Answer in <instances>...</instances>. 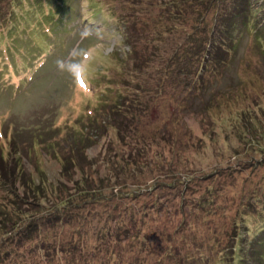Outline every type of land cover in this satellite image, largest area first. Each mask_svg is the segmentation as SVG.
<instances>
[{
	"label": "rangeland",
	"instance_id": "obj_1",
	"mask_svg": "<svg viewBox=\"0 0 264 264\" xmlns=\"http://www.w3.org/2000/svg\"><path fill=\"white\" fill-rule=\"evenodd\" d=\"M21 1L22 4L17 6L12 0L0 5L1 149L19 147L22 173L38 176L43 170L49 186L61 170L60 159L53 156L51 150L69 154L63 128L79 125V122L91 128L94 120L101 119V126L97 120V127L91 133L94 142L83 155L92 159L84 161L82 166L91 169L94 178L109 176L114 180L110 183L115 188L105 190L101 198L90 204L93 217L85 228L90 232L95 226L110 224L112 230L119 224L122 225L119 228L121 233L136 216L145 224L144 229L140 228L130 239L127 234L116 236L112 231L115 237L111 242H104L102 254L87 246L85 261L81 264H129L130 258L137 264H172V261L184 260L188 253L210 258L214 247L205 245L214 242L215 237L222 241L217 246L222 249L226 228L228 233H234L233 220L238 217L246 179L264 181V163L252 165L255 158L264 159V151L257 149L263 142L260 138L264 139V62L250 37H245L236 62L227 68L226 77L234 83H242L240 91H236L237 96L232 97L229 91L216 94L208 110L198 109L193 101L196 89L191 88V82H188L191 91L187 90L188 96L183 95L173 82L175 76H180L181 81L190 76L172 69L173 64L181 61L173 53L176 44L181 43L178 52L187 49L186 33L194 25L197 17L194 12L187 17L190 29L183 31L188 27H181L183 21H173L164 14L165 0H162L164 5L161 7L158 2L151 5L150 0H67L63 11L59 14L52 12L56 17L52 24L49 12L54 9L49 7L54 5L52 2L46 0L39 6L36 0ZM253 2L256 9L264 0ZM160 14H164L163 17ZM119 19H127L123 30L128 32L125 42L121 37L123 26ZM263 21L264 18L259 24L252 23V28L261 30ZM85 28L91 32L82 35ZM5 49H10L9 55L4 54L5 58L10 56L6 61L3 58ZM82 51H88L82 69L87 85L80 88L77 76H73L69 66L79 63ZM197 61L193 59L189 69H193ZM225 80L220 77L215 81L211 86L213 91L221 89ZM107 87L115 88V93ZM105 89V93H111L105 95ZM133 93L137 99L134 102L136 107L116 111L120 105L118 98ZM104 95L108 101L106 105L93 107ZM211 95L204 93L202 103ZM184 98L186 107L195 105V109L179 114L175 107L180 106ZM178 108L183 110L184 107ZM240 110L245 113L240 114ZM115 122L123 123L119 135ZM30 130L34 136L41 133L39 139L57 130L59 132L45 138H52L50 142L58 144L52 149L38 142L33 144L24 136ZM13 139L15 141L11 144ZM76 154L80 157V151ZM108 157H118L121 165L114 168ZM72 171L75 173L70 170V174ZM189 174L197 175L212 187L216 206L212 212L203 208L195 209L193 213L189 211L187 220L184 219L185 236L178 227L180 222L183 224L181 208L170 215L166 209L158 214L150 205L155 200L152 196L167 191V186H159L163 181ZM4 191L1 185L0 200L5 199ZM119 191L126 194L130 191L131 196ZM138 191L142 195L133 197ZM192 191L193 188L183 191L187 201L198 198L204 188ZM160 199L162 202L166 200L164 196ZM177 199L180 202V198ZM128 203L134 204L132 212L124 209ZM81 215L86 219L85 212ZM251 222L252 218L247 219V224ZM74 223L65 226L64 238L66 229L68 226L72 229ZM158 227L165 235L164 239L148 241L146 235L151 238ZM46 232L47 237L52 234ZM88 232L83 235L88 237L91 234ZM7 236L5 234L3 238ZM249 236L246 233V237ZM175 241L180 248H176ZM200 241H203L202 245H199ZM166 243L171 246L167 261L157 258L154 252L147 253L145 245L151 249L152 245ZM5 247L12 249L14 246L5 244ZM215 251L216 248L213 258L218 255ZM14 252L10 254L13 258L8 264H23V261L15 260ZM35 257L34 264H51L41 258V252ZM104 258L106 262H103ZM183 263L188 264L187 260Z\"/></svg>",
	"mask_w": 264,
	"mask_h": 264
},
{
	"label": "trees",
	"instance_id": "obj_2",
	"mask_svg": "<svg viewBox=\"0 0 264 264\" xmlns=\"http://www.w3.org/2000/svg\"><path fill=\"white\" fill-rule=\"evenodd\" d=\"M9 1L11 0H0V5L4 3L8 4ZM12 1L15 5L22 4L21 0H17L18 2L16 0ZM27 1L25 0V2ZM45 1L36 0L35 3H40L39 6H42L41 3ZM47 1L54 4L49 6L51 9L54 8L51 12L55 10L59 11L67 2V0ZM165 1L167 5H165L164 14L173 21H183L181 27L188 26L183 31L190 29L189 18H187L190 12H194L197 15L195 17V22L196 20L197 22H194V25L191 27L192 29L186 33L187 49L184 52H178L181 44L178 42L173 50V53L181 58V61L173 64L172 69H175L178 73L187 74L190 77L188 80L181 81L180 76H175L176 80L173 82L180 87L181 92L185 96H188L186 94L187 90H190L188 82H191V88L194 91L196 89V94L194 95L196 99L193 101L198 109L204 108L208 110L212 106V101L216 99V94L221 95L229 91V95L236 97L238 94H236V91H240L242 83H234V80L228 79L226 77V73H229L227 68L236 62L240 45L247 36L250 37V40L259 49L262 62H264V21L262 24L260 23L263 29L261 28L258 31L252 28V23L259 24V20L262 21L264 18V3L254 9L253 0ZM156 2H158L157 4L160 7L164 5L162 0H150L151 5L156 4ZM23 7L20 8L22 9ZM163 15L160 14L159 16L163 17ZM121 24L124 28L125 19H121ZM175 27L177 25H174ZM193 59H198V61L193 69H189ZM234 74L237 78L238 73L236 70ZM220 77L229 81L225 83L227 81L225 80L223 85H220L223 90L217 88L216 91H213L211 86ZM206 92L212 95L207 102L202 103L201 96ZM135 96L134 93L131 96L129 95L133 101L137 100ZM122 101L121 97L117 100V102ZM107 102L105 96L104 99H101L100 104L104 106ZM195 105L194 107L192 105L186 107V98H184L180 102V106L184 107L183 110L178 108L180 106H176L175 112L179 114L184 112L185 114L186 111H194ZM221 106L225 107L223 104ZM135 107L134 103L126 106V108L132 109ZM101 110L104 109L101 108ZM239 112L240 114L245 113L243 110ZM231 117L233 116L231 115ZM97 120L101 123V119H96L89 129L85 125L81 127L78 124L63 128L66 134L65 139L70 147L69 154H62L59 151L51 150V154L60 159L61 170L58 177L54 181H50L49 186L47 185V179L43 176L45 174L43 170L40 171V175L38 176L30 174L26 176L25 173H22L23 168L20 166L21 150L19 147H14V149H1L0 147V186L2 185L5 189V199L0 200V264L11 262L13 257L11 258L10 254H13L12 251H15V260L23 261V264H34L35 255L39 252H41V258L51 264H77L78 262L81 264L85 261L84 253L87 246L97 249L102 254L104 242H111L114 236L113 232H115L116 236L119 235V228L122 226L119 224H116L112 230L110 229V224L106 227L95 226L97 229L94 228L95 230L93 229L90 232L85 228V225H89V220L93 217V213L90 211L94 210H90V204L95 203L101 198L105 190H114L115 188L110 183L112 179L109 176L94 178L91 169H85V166L83 169L82 166L84 161L92 159L83 155L86 154L90 144L94 142L91 133L97 127V125H94ZM114 126L118 130L119 135L123 123L115 122ZM57 132L59 131H53L51 134L43 135V138L39 139V136L42 137V134L39 133L38 136H34L32 134L33 131L30 130L24 136L28 137L32 143L34 142L33 144L38 142L45 146V148L50 147L52 149L58 143L56 141L50 142L52 138H45V136H52ZM14 135L16 136V133ZM17 137H19L18 133ZM260 140L263 142L258 144L257 149L263 152L264 139L260 138ZM14 141L13 139L11 144ZM76 151H80V157L76 154ZM107 159L110 160V164L114 168H118L121 165L118 163V157H108ZM262 163H264V159L262 160V158L257 157L253 160L252 165L257 166ZM70 170H75V173L72 171L73 173L70 174ZM182 176V178L174 176L175 178L173 179L163 181L159 186L164 188L167 186V191L152 196L155 200L151 203L150 208L158 214L165 212L166 209V213L169 215L175 209L181 208L184 215L183 224L180 222V226L178 227H180L179 232L185 234L184 219H186L187 213L189 211L193 213L198 208L212 212L216 203L212 187L202 182V179L200 180L197 175L193 176L189 174V176ZM260 180L262 179H257L256 181L246 179V183L242 188V202L238 209V217L233 220L234 233H228V228H226L227 232H225L223 238L225 241L223 242L222 249L217 248L219 242L222 241H218L216 237L214 242L212 241L213 243H206L205 246L216 248L215 252L218 253L216 258H213L214 248L210 258L196 257L188 253L184 258L188 264H264V181ZM154 187H157V185H154ZM162 187L160 189H163ZM188 188H193V191L204 188V192L198 198L187 201L186 196L182 193ZM119 193L126 194L124 191H119ZM130 193L128 191L126 196H131ZM140 195L142 193L138 191L133 194V197L137 198ZM163 196L166 199L164 202L160 199ZM177 198H180V202ZM133 206L134 204L128 203L124 209H129L132 212ZM81 211L85 212L86 219H83L81 215L83 212L81 213ZM249 218H252L251 224H247V219ZM70 223H74V227L69 229L68 226L66 229L67 236L64 238L62 233H65V226ZM130 223L131 225L124 227L120 233L127 234L129 239L130 237H135L133 233L137 234L141 230L140 228L144 229L145 227L144 221L141 218L138 219L137 216L133 217ZM46 231H50L52 234L47 237ZM86 231L91 233L88 237L83 235ZM159 231L158 227L154 230L151 238L146 235V239L148 241L154 238L164 239L165 235ZM246 233L250 234L249 238L246 237ZM5 234L8 235L7 238H3ZM60 234L63 238L60 237ZM34 237L36 239H33ZM183 240L185 241L186 238L183 237ZM5 244H11L14 247L12 249L8 247L4 248ZM174 244L176 248H180L176 241ZM202 244L203 241H200L199 245ZM145 246L148 254L154 252L157 258L160 257L159 259H162V261L164 259L167 261L166 257L169 255L171 248L168 243L164 245H152L151 249L148 248V245ZM29 254L33 255L30 257ZM132 260V258L129 259V264H137L136 261ZM184 260H179V262L172 261V264H184ZM103 262H106L105 258Z\"/></svg>",
	"mask_w": 264,
	"mask_h": 264
},
{
	"label": "clouds",
	"instance_id": "obj_3",
	"mask_svg": "<svg viewBox=\"0 0 264 264\" xmlns=\"http://www.w3.org/2000/svg\"><path fill=\"white\" fill-rule=\"evenodd\" d=\"M126 22H127V19H125V24H126ZM123 30H124V28H122V30H121V37H123L124 38V36H126V38H127V35H128V32H127V29H126V31L125 32H123ZM91 32V29H88V28H85L83 31H82V35H84V34H86V33H90ZM124 35V36H123ZM126 38H124L123 40H124V42H125V39ZM58 63H62V62H58ZM69 68H70V71H72L74 74H77V75H82V68H81V64H79V63H73V64H71L70 66H69ZM85 84L87 85V83H86V81H85ZM82 87V86H81ZM107 88H112L111 89V92H113V93H115V88H113V87H107ZM106 92V89L103 91V93H105ZM110 91L109 92H107V93H105V95L106 94H110L111 93ZM104 95V96H105ZM104 96H102V97H100L99 98V100L97 101V103H96V105H94L93 107H96L98 104H100V101H101V99L104 97ZM126 96V97H125ZM122 95L121 96V100H125V99H127L126 101H122V102H119V109L120 110H123V109H125L126 108V106H128V105H130V104H132V103H134V102H136L135 100L133 101V100H131L130 99V97H129V95ZM128 96V97H127ZM131 96V95H130ZM101 105V104H100ZM97 109L98 108H96L95 109V111H97ZM90 112H91V110H90ZM78 117H80V116H78ZM77 117V118H78ZM89 117V116H88ZM93 117H94V115H93ZM79 122V121H78ZM97 122V121H96ZM96 122L94 123V125L96 124ZM98 122H99V120H98ZM99 124H101L100 122H99ZM83 124L81 123V122H79V126H81V127H83L82 126ZM86 127V126H85Z\"/></svg>",
	"mask_w": 264,
	"mask_h": 264
},
{
	"label": "snow or ice",
	"instance_id": "obj_4",
	"mask_svg": "<svg viewBox=\"0 0 264 264\" xmlns=\"http://www.w3.org/2000/svg\"><path fill=\"white\" fill-rule=\"evenodd\" d=\"M82 86H83V84H82Z\"/></svg>",
	"mask_w": 264,
	"mask_h": 264
},
{
	"label": "bare ground",
	"instance_id": "obj_5",
	"mask_svg": "<svg viewBox=\"0 0 264 264\" xmlns=\"http://www.w3.org/2000/svg\"><path fill=\"white\" fill-rule=\"evenodd\" d=\"M32 25V24H31Z\"/></svg>",
	"mask_w": 264,
	"mask_h": 264
}]
</instances>
